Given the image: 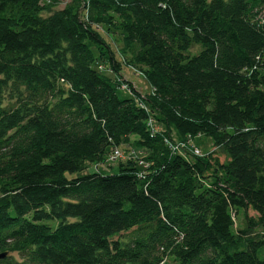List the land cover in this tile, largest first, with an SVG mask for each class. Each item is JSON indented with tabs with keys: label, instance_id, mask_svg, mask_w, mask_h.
Instances as JSON below:
<instances>
[{
	"label": "trees",
	"instance_id": "1",
	"mask_svg": "<svg viewBox=\"0 0 264 264\" xmlns=\"http://www.w3.org/2000/svg\"><path fill=\"white\" fill-rule=\"evenodd\" d=\"M61 2L0 0V264H264V0Z\"/></svg>",
	"mask_w": 264,
	"mask_h": 264
},
{
	"label": "rangeland",
	"instance_id": "2",
	"mask_svg": "<svg viewBox=\"0 0 264 264\" xmlns=\"http://www.w3.org/2000/svg\"><path fill=\"white\" fill-rule=\"evenodd\" d=\"M66 0H62V2L57 6V8H60L63 6L64 2ZM99 30L102 32V34L106 37L107 41L111 42V46L113 47V49L116 52L117 57L119 58V53L117 52L116 48H117V42H115L114 40H112L111 38H109L108 36H106L103 32V29L99 28ZM114 38V36H113ZM113 41V42H112ZM100 64H103L105 67L103 68V72L106 73V66H108L105 62H99ZM129 71H132V69H130L129 67L124 68V72L126 74V77L128 78V80L132 83V85H134L136 88H138L141 92H146L149 91L150 88L148 86V83L146 82V80L143 78L142 75H137L134 72H131L130 74H128ZM123 74V73H122ZM124 75V74H123ZM121 95H125L126 92L124 91H120ZM192 143L194 145H196L198 147V149L200 150V152L205 153L209 150L212 149V145H213V141L210 137L208 136H204V135H198L195 136L191 139ZM123 150H127L128 147L121 145L120 146ZM220 160L224 159V156L220 155ZM126 159H121V160H116L113 163H108V162H103L100 165H96V164H90L88 163L86 165V168L84 169V171L82 172H75V173H65L67 177H72V176H77V175H81V174H85L88 172H92V171H100L103 173H113V172H117V166L119 163H124L126 162ZM248 214L249 215H254L255 212L252 210H248ZM236 223L237 225L239 224V217L236 218ZM166 264V263H163Z\"/></svg>",
	"mask_w": 264,
	"mask_h": 264
},
{
	"label": "built area",
	"instance_id": "3",
	"mask_svg": "<svg viewBox=\"0 0 264 264\" xmlns=\"http://www.w3.org/2000/svg\"><path fill=\"white\" fill-rule=\"evenodd\" d=\"M99 70L103 71V68L105 67L103 64L97 63L96 66ZM137 75H141L139 72ZM124 91L128 93H132L133 89L135 86L133 85L132 88L127 86L126 84H122L120 86ZM136 88V87H135ZM142 96V95H141ZM139 103V102H138ZM150 128H152L153 124L152 122H149ZM170 148L177 152V153H185V151H189L195 155H201L200 150L188 139V141H180L178 143H169ZM136 155V151L132 148H128L126 151L123 150L120 146L117 145H112L108 151V153L105 156L104 163H113L116 160H121V159H132ZM102 162V163H103ZM102 163L96 164L100 165ZM139 164H142L141 161Z\"/></svg>",
	"mask_w": 264,
	"mask_h": 264
},
{
	"label": "crops",
	"instance_id": "4",
	"mask_svg": "<svg viewBox=\"0 0 264 264\" xmlns=\"http://www.w3.org/2000/svg\"><path fill=\"white\" fill-rule=\"evenodd\" d=\"M124 68H126V67H122V68H121V70H120V74H121V75L124 74L123 76L128 80V78L126 77V74H125V72H124ZM131 72H133V71H129L128 74H130ZM122 73H123V74H122ZM112 76H113V75H112Z\"/></svg>",
	"mask_w": 264,
	"mask_h": 264
},
{
	"label": "water",
	"instance_id": "5",
	"mask_svg": "<svg viewBox=\"0 0 264 264\" xmlns=\"http://www.w3.org/2000/svg\"><path fill=\"white\" fill-rule=\"evenodd\" d=\"M4 256V254H1L0 257Z\"/></svg>",
	"mask_w": 264,
	"mask_h": 264
}]
</instances>
